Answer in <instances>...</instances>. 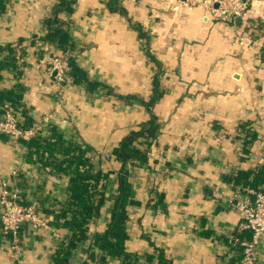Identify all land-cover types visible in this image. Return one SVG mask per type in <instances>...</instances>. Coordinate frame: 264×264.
I'll return each mask as SVG.
<instances>
[{
	"label": "crops",
	"instance_id": "crops-1",
	"mask_svg": "<svg viewBox=\"0 0 264 264\" xmlns=\"http://www.w3.org/2000/svg\"><path fill=\"white\" fill-rule=\"evenodd\" d=\"M4 1L0 45L7 53V45L18 54L23 46L24 52L16 61L19 71L1 72L0 92L17 87L30 122L51 115L43 135L67 129L104 156L156 116L158 135L143 146L147 162L129 165L140 204L130 209L127 249L156 256L160 251L170 264H240L241 241L251 232L239 228L238 203L249 197V186L225 178L264 163V0H247V18L234 23L213 19L198 0H121L124 13L110 11L108 0H75L73 12L62 14L70 18L80 52L75 60L110 90L90 92L68 82L61 106L50 92L56 85L48 74L58 51L39 39L57 0ZM5 55L0 52V59ZM156 73L161 94L148 108ZM245 122L257 135L247 146L238 133ZM27 149L0 133V193L2 179L15 181L22 202H36L37 214L51 228L25 226L14 248L0 227V264H52V253L67 239V231L52 221L64 205L68 178L28 161ZM106 163L114 169L111 194L121 164ZM111 204L96 219L92 235L110 220ZM86 245L71 264L85 257ZM259 264H264V236Z\"/></svg>",
	"mask_w": 264,
	"mask_h": 264
},
{
	"label": "trees",
	"instance_id": "trees-1",
	"mask_svg": "<svg viewBox=\"0 0 264 264\" xmlns=\"http://www.w3.org/2000/svg\"><path fill=\"white\" fill-rule=\"evenodd\" d=\"M74 2L75 0L56 1L52 13L43 21L46 31L44 35L40 36V40L49 42L63 51L75 47V40L70 30L71 22L68 21L70 18L68 20L62 18V14L69 16L73 12ZM4 7L5 1L0 0V9ZM107 7L110 11L124 13L121 0H108ZM6 48H8V54L0 59V75L5 69L19 71L16 61L24 52L23 46L19 47L20 54L10 45H7ZM3 49V46L0 45V52ZM69 66V74L73 83L82 84L90 92H99L100 90L109 92L108 85L91 79L88 72L80 67L74 58L69 60ZM17 90L19 89L15 87L0 92V101H9L14 110L26 117L24 118L28 123L30 118L26 114L27 108L21 103L22 100L16 93ZM160 94L159 74L156 73L153 78L152 97L148 102H145L146 106L151 107ZM238 128L239 135L244 138V146H247L257 136L251 123H240ZM66 130L50 129L47 135H38L29 141H20L28 148L26 151L28 161L38 162L50 168L52 172L63 174L68 178L64 205L52 221V225L56 229L67 231V239L58 244L51 255V263L71 264L76 251L88 244L84 249L85 257L79 264H112L113 260H116L117 264H155V258H157L158 264H170L164 260L160 251L158 256L149 253L141 255L129 251L126 245L130 238L127 227L130 209L140 204L130 179L129 165L147 162L148 152L143 146L144 144L149 146L158 135L159 123L156 121V116L152 115L150 120L139 129L131 130L111 152L114 157L110 161L114 162L115 160L121 164L119 169H115L117 171V190L111 194L108 193V183L114 169L107 166L106 160L102 156H98L91 146L84 145L75 134H68ZM225 180L234 183V186H249L257 191H264V163L256 165L252 169H238L227 175ZM157 197L158 202H161V195H157ZM108 201L112 203L110 220L102 231L92 235L91 228ZM7 235L11 236V234ZM142 259L144 260L142 261Z\"/></svg>",
	"mask_w": 264,
	"mask_h": 264
},
{
	"label": "built area",
	"instance_id": "built-area-1",
	"mask_svg": "<svg viewBox=\"0 0 264 264\" xmlns=\"http://www.w3.org/2000/svg\"><path fill=\"white\" fill-rule=\"evenodd\" d=\"M198 2L208 6L212 18L216 20L234 23L237 18L242 20L247 18V0H198ZM71 29L72 25L70 24ZM44 43L47 47H56L49 42L44 41ZM56 48L58 53L52 54L49 60L48 74L53 79V84L56 85L50 88V92L55 99V104L61 106L63 104L62 89L66 83L72 82L69 74V60L71 58L76 59L79 50L73 48L63 51L58 47ZM2 53L8 54L7 51H2ZM0 109V133L8 135L15 141H29L33 137L43 135L51 116L46 115L41 120L29 124L26 123L19 111L14 110L9 101L3 102ZM102 157L109 161L114 155L107 153ZM247 192L249 197L238 203V211L241 216L239 228L251 232V237L241 241L242 258L240 264H259L261 238L264 236V191H257L248 187ZM250 195H254L253 199ZM36 206V202L31 204L22 202L20 190L15 185V181L11 179L1 180V230L6 235L11 234L12 247L17 248L19 246L21 232L25 226H31L35 229L40 227L51 228L47 220L37 214Z\"/></svg>",
	"mask_w": 264,
	"mask_h": 264
},
{
	"label": "rangeland",
	"instance_id": "rangeland-1",
	"mask_svg": "<svg viewBox=\"0 0 264 264\" xmlns=\"http://www.w3.org/2000/svg\"><path fill=\"white\" fill-rule=\"evenodd\" d=\"M80 53V52H79ZM78 54V53H77ZM76 59H78L77 57H76Z\"/></svg>",
	"mask_w": 264,
	"mask_h": 264
}]
</instances>
